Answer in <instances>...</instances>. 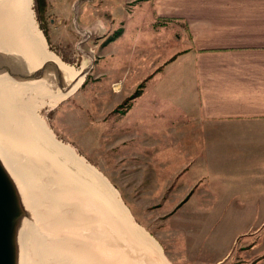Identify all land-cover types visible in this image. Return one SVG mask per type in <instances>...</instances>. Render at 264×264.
<instances>
[{
	"label": "crops",
	"instance_id": "1",
	"mask_svg": "<svg viewBox=\"0 0 264 264\" xmlns=\"http://www.w3.org/2000/svg\"><path fill=\"white\" fill-rule=\"evenodd\" d=\"M50 3L53 13L46 20L48 39L61 59L74 65L79 53L83 66L93 63L97 76L111 81L117 95L125 90L113 89L115 83L125 78L137 83L126 98L153 75L143 94L122 116L124 120H138L133 119L138 110L145 114L162 109L183 115L167 124L169 132L162 135L123 132L121 146L141 141L137 145L141 153L128 159L126 170L147 172L142 176L151 179L147 183L156 193L165 194L162 188L171 179L169 193L174 203H180L178 207L192 202L194 210L232 208L239 211L238 217L243 212L242 220L249 228L237 235L241 244L237 251H232L234 238L229 248L215 256L204 252L203 244L188 264H198L197 258L208 264H264V0ZM143 32L150 38L140 45L130 40L123 46L129 33L130 39H135ZM145 97L156 107H139ZM146 123L141 120L130 126L150 131ZM100 155L89 164L96 172L94 180L89 179L101 195L85 197L89 205L86 201L78 204L98 218L104 232L100 240L114 249L128 250L142 264H183L178 252H171L165 240L138 220L115 180L118 167ZM216 178H235L228 184L234 185L235 191L226 194L220 185L209 186ZM204 181L205 191L197 193ZM102 194L113 200L114 214L106 210Z\"/></svg>",
	"mask_w": 264,
	"mask_h": 264
},
{
	"label": "rangeland",
	"instance_id": "2",
	"mask_svg": "<svg viewBox=\"0 0 264 264\" xmlns=\"http://www.w3.org/2000/svg\"><path fill=\"white\" fill-rule=\"evenodd\" d=\"M47 1L49 11L44 18L45 20H42V27L45 28L48 36V24L46 20L48 19L47 17L51 16V13H53V7H49L51 0ZM32 10L34 11L35 20L40 29L34 0H32ZM130 37L131 34L129 33L127 38L129 40H126V44H123L124 47L128 42H131L130 40H133L134 44L136 42L140 45L144 40L150 38V34L143 32L137 34L135 39H130ZM47 44L48 49L54 52V49L52 48V50L50 47L49 39L47 40ZM54 53L60 58L56 51ZM9 58L10 57L0 54V75L6 74L7 71H2L4 68H12V75L10 76L15 80L20 82L26 80H48V82L53 84L57 92H68L76 83L70 75H66V73L59 70L53 63L48 64L39 74L29 79L20 68L9 60ZM61 60L67 66L82 73V75L85 76V81L74 95L59 105L55 107L46 105L37 109V113L47 122L49 128L56 136V139L71 146L79 157H82L88 165L93 163V158L98 155V153L103 154L100 155L101 157L104 156L109 159V164H115L118 167V169L115 170L118 172V177L115 178V180L118 182L120 190H122L121 195L124 200L132 206L139 221L148 226L152 232L167 242V247L171 252H178L182 256L183 264H188L189 261L193 259L192 254L195 255L203 244L206 248H204V252H209L212 256H215L218 255L219 252H224L229 248L234 238L232 251H237L239 246H241V244H238V240H236L237 235L249 228L247 222L242 220V217L244 219L242 211L238 217L239 211L232 208L209 209L206 211L199 209L194 210L191 209L194 205L192 202H188L185 205L182 204L183 206L181 205L178 207L180 203H174V198L172 194L169 193L168 187L171 185V179H169V183H166L165 187L162 188V190H166L165 194L156 193V188L150 187L148 185L149 183H147L151 181V179L142 176L147 172H142L140 169L135 170L136 168H133V170L130 168L126 170L125 168L131 156L134 157L141 153V151H137L141 149L140 146H137L138 144L140 145L141 141L136 140L126 146H121L120 144L125 140L123 132L130 131L138 134L141 132H149L151 135L156 134V136H158V133L162 135L165 132H169L166 130L168 127L167 124H171L174 118L182 117L183 115L177 113L172 114L171 112L166 113L162 111V109L157 110L160 113H157L156 110H149L148 113L145 114L140 113V110H138L133 117V119L136 117L138 120H132L131 118V121H126L122 117L126 108H121V106L129 98L125 96L131 92L133 84L137 83L132 84L127 78L124 80L126 83H115V88L113 89H118L119 92L125 90L123 93L117 95L114 94L112 90L111 81L103 80V78L97 76L93 63H89L88 66H83L85 63L82 64L84 60H82L79 53L75 57L74 65L67 63L63 59ZM123 68L124 66H120L119 69ZM52 73V79L53 76L56 77L54 82L49 79V75ZM141 105L144 109H148L146 106H155V103L149 102V99L145 97L143 100H140L139 107ZM96 109L112 110L110 113L98 114ZM141 120L147 122L145 125L149 124L150 131L149 129H131V122L135 123ZM130 150H132V153H130ZM13 155L22 162L23 174L25 176L23 174L21 175L25 180L31 178V180H34L42 186L48 182L47 175L50 174L48 171L52 166L45 161L42 162L40 159L34 158L33 155L28 154L24 149L20 148V146L14 148ZM132 166L136 167L134 164ZM40 174H46V177L44 175L40 176ZM15 175L22 184L28 201L30 200L32 209V218L23 234V264H36L37 262V257L32 250V244L28 238L33 228L40 229L41 233L47 238L79 240L87 245L90 244L95 246L98 248L97 250H99V255L106 260L107 264H142L138 257L133 256L131 252L124 248L114 249V245H107L103 239L95 242L93 245L92 242L81 236L82 231L95 228L96 234H99L101 238H103L102 234L104 232L101 231L102 227L100 224L96 227L90 226L80 228L78 231L69 229H62L56 232L53 231L52 227L54 224H58L60 219L64 217V208L63 210H58V208L50 206L47 200L49 193L44 186V189L41 187L35 189L32 185L28 186V182L24 181L20 175L17 173ZM179 180L182 181L183 179L181 178ZM234 181L235 178H216L211 181L209 186L212 184L213 186L220 185L224 187L223 192L229 194L235 191L234 185H228ZM222 182L225 184L222 185ZM229 188H232V190L230 191ZM202 189L205 191V181L197 190V193H200ZM221 193L222 192L218 195ZM196 195L197 194L192 197V200ZM212 195H214V193ZM173 205L176 206L175 209L171 208ZM203 237H206L204 242L202 240ZM194 261L198 264H200V262L208 264L204 259L200 258Z\"/></svg>",
	"mask_w": 264,
	"mask_h": 264
},
{
	"label": "bare ground",
	"instance_id": "3",
	"mask_svg": "<svg viewBox=\"0 0 264 264\" xmlns=\"http://www.w3.org/2000/svg\"><path fill=\"white\" fill-rule=\"evenodd\" d=\"M0 54L15 58L27 76L37 75L45 66L53 63L76 81L64 93L55 91L48 80L20 82L8 73L1 74L0 155L15 177L17 173L23 178L21 174L24 173L22 162L13 155L16 146L56 170L51 168L48 171V182L43 184L49 193L47 200L50 206L58 210L64 208V217L58 224H54L53 231H78L84 227H96L99 224L98 218L93 213L84 212L78 205L86 201L84 199L88 195H101L95 183L90 180H94L95 170L71 146L57 140L47 122L37 113V109L43 106L55 107L74 95L83 85L85 76L67 66L48 49L47 39L35 20L32 0H0ZM52 75H49V79L54 82L56 77L52 79ZM23 179L28 182V186L44 189L31 178ZM114 193L119 199L118 193ZM102 195L106 210L114 214L113 200L107 194ZM85 203L89 205L87 201ZM28 238L37 257L36 264H107L99 255L97 247L79 240L47 238L37 228L31 230ZM151 241L162 256L158 244Z\"/></svg>",
	"mask_w": 264,
	"mask_h": 264
},
{
	"label": "water",
	"instance_id": "4",
	"mask_svg": "<svg viewBox=\"0 0 264 264\" xmlns=\"http://www.w3.org/2000/svg\"><path fill=\"white\" fill-rule=\"evenodd\" d=\"M21 68L15 58H9ZM12 68H4L9 75ZM27 76V75H26ZM35 77L28 75V78ZM30 200L22 184L12 175L0 155V264H23V234L32 218ZM81 236L93 242L101 238L93 229L82 231Z\"/></svg>",
	"mask_w": 264,
	"mask_h": 264
},
{
	"label": "trees",
	"instance_id": "5",
	"mask_svg": "<svg viewBox=\"0 0 264 264\" xmlns=\"http://www.w3.org/2000/svg\"><path fill=\"white\" fill-rule=\"evenodd\" d=\"M34 3H35V11L37 13V18H38V22H39V25H40V29L42 30V32L44 33L46 39L48 40V36L46 34L45 28L42 27V23H43L42 20L46 17V15L48 14V11H49L48 1L47 0H34ZM161 70H162V68H160L158 71H161ZM152 77H153V75L150 76L146 81H144L139 86V88L137 89V91L123 103V105L121 106V108H126L124 114L132 107L133 102L138 97H140L143 94V90L146 87L147 81L150 80Z\"/></svg>",
	"mask_w": 264,
	"mask_h": 264
}]
</instances>
